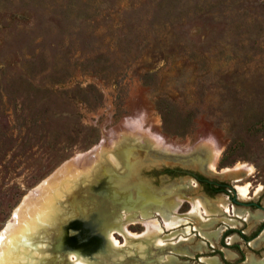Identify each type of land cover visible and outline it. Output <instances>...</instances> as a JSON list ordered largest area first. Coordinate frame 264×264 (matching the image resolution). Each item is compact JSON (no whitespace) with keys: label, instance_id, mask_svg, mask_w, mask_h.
Wrapping results in <instances>:
<instances>
[{"label":"rangeland","instance_id":"obj_1","mask_svg":"<svg viewBox=\"0 0 264 264\" xmlns=\"http://www.w3.org/2000/svg\"><path fill=\"white\" fill-rule=\"evenodd\" d=\"M91 153L77 169L98 170L90 195H108L111 171L116 191L188 198L173 205L182 221L165 226L172 207L143 216L112 202L116 244L99 232L111 225L83 228L76 213L58 230L62 248L46 238L40 257L264 264V212L232 201L264 208V0H0V230L28 192ZM242 164L251 174L223 173ZM195 177L225 186L209 194ZM244 184L245 198L228 188ZM195 198L214 207L210 217L190 216Z\"/></svg>","mask_w":264,"mask_h":264},{"label":"bare ground","instance_id":"obj_2","mask_svg":"<svg viewBox=\"0 0 264 264\" xmlns=\"http://www.w3.org/2000/svg\"><path fill=\"white\" fill-rule=\"evenodd\" d=\"M129 153L130 152H128V154ZM91 155L94 154L91 153L84 158H76L71 163H68L63 168V171H61L60 173L56 172L55 174H53V176H51L49 180L42 182L40 186H37L35 189L28 192L26 196H24L19 205L11 213L9 221L6 223L3 229L0 230V264H61L58 263L59 259H61L60 256L58 258H46L44 256L40 257V254H44L46 251L45 246L47 248L49 247V244L44 242V240L46 238L51 240L53 242L51 246L52 250H56L55 248L59 245L61 237V235L58 236V230H60L61 228L60 231L62 234L64 228V225L62 224L65 223V221L70 216L75 217L76 213H80L81 215L80 217L82 219L83 228H87V226L92 228L96 227V225L103 227L111 225L110 230L106 229L104 230V232H102V230L99 229V232L103 234L106 239H111L114 244H116L112 234L116 229H119L120 226L119 223L116 222L118 218V215L116 216V205L112 204V202L122 204V206H128L126 210H139L140 214L143 216H146L153 207H155L154 209L156 210L164 211H167V207H172L170 209V212L168 213L169 218H163L165 226H171V224L168 222L169 219H172V221H174V224L182 221L180 216L176 214V210L174 209L175 207H173V205L174 203H176L177 205L178 203L188 198H185L183 195H179L178 197L174 196V199H172L173 197L171 196L173 195V193H171L172 195L165 194V197L163 199L150 200V196L156 195L158 193H153L152 191L146 190L145 188H143L144 186L138 188L137 186H127L125 184H123V186L127 187H124L121 191H116L117 187L119 189L121 185H117V180H119V177L111 171H109L108 173L106 172L108 177L112 176V179H114V181H110V184H108V195L102 197L90 195L88 184L92 182L93 178L97 176L98 170H92L91 172L83 173L82 170L78 171L77 169L81 168L83 164H86L88 160L91 159ZM127 156L128 155H126V157ZM126 157L125 159L127 162ZM197 158L200 159V157ZM215 159L216 155L213 154V157L210 158V161H202V158L199 161H202V163L205 162V167H207L209 172H213L215 168ZM126 169H129V167L126 166ZM124 170L125 169H123V171ZM243 170L247 175L251 174L252 172V168L250 166L242 164L238 165L232 170L224 169L223 173H230L234 171L238 173ZM128 174H132L131 168L127 175ZM62 176H65L62 181L63 183L57 184V181H59ZM118 182H120V180ZM132 187L135 188L133 189ZM136 187L138 189H136ZM260 188L261 186L258 187L256 191H259ZM132 189L133 191H131ZM235 189L241 198H245L249 194L248 184L236 185ZM115 195H118L120 197L118 198L117 196L118 199H116ZM123 197H126L128 201L121 203V198L123 199ZM191 204L192 211L190 216L194 218L195 216L196 218L200 219H202L204 216L210 217L211 213L209 212V210L214 208L213 206L209 205L206 202H203L199 198H195L194 200L192 199ZM224 212H228V214H230V210L228 211L226 207ZM129 215L127 217L136 216V213H132ZM259 219H261L260 213L250 214L249 216L244 217V220L249 224L252 222H257ZM225 222L230 225H234L236 223L234 221H230L227 218L225 219ZM60 225H62L63 227ZM122 225L121 228H123ZM56 227L58 229L57 231H54ZM145 227L147 231L160 230L159 226L151 221L146 222ZM158 241L160 244L163 243V240ZM263 241L264 231L260 234L257 241H255V246ZM63 257L66 258L69 264H79V261L81 262L79 258L71 253H67V255H64ZM53 259L56 260L53 261ZM101 259L103 260V258ZM111 264L117 263L113 261V263Z\"/></svg>","mask_w":264,"mask_h":264},{"label":"flooded vegetation","instance_id":"obj_3","mask_svg":"<svg viewBox=\"0 0 264 264\" xmlns=\"http://www.w3.org/2000/svg\"><path fill=\"white\" fill-rule=\"evenodd\" d=\"M203 186V190L209 194L213 193V192H217V191H220L221 189H219L218 187H222L224 184H219V183H215V182H212V181H209V180H203V179H200L198 177H195ZM225 186V185H224ZM231 187V189H230ZM229 190L231 191H235L234 192V196L236 195L237 196V192H236V189H235V186L233 185H230L228 186ZM232 201L235 202L234 198H232ZM253 206H259L257 204L253 205ZM228 214V213H226ZM242 220V222H246L243 218H240ZM264 227V222L262 223V225L260 226V229ZM259 233V232H258ZM264 242V241H263ZM262 243V242H261ZM260 244V243H259Z\"/></svg>","mask_w":264,"mask_h":264},{"label":"water","instance_id":"obj_4","mask_svg":"<svg viewBox=\"0 0 264 264\" xmlns=\"http://www.w3.org/2000/svg\"><path fill=\"white\" fill-rule=\"evenodd\" d=\"M182 173H186V174H191L190 172H188V171H182ZM191 175H193V174H191ZM230 189H231V187H230ZM235 203H237V204H242V205H244V206H253V205H255V203H253V202H251V203H241V202H238V201H235ZM258 208H260L263 212H264V208L263 207H261V206H257ZM86 235L85 236H87L91 241H97V242H99V243H101V239L99 238V237H97V235H94V234H92V235H89V234H87V233H85ZM100 247V246H99ZM62 247H60V245H58L55 249L56 250H54L53 252L54 253H57L58 252V250H60ZM91 248V247H90ZM89 248V249H90ZM100 250H101V248H100ZM90 251H94V249H91ZM89 251V252H90Z\"/></svg>","mask_w":264,"mask_h":264}]
</instances>
